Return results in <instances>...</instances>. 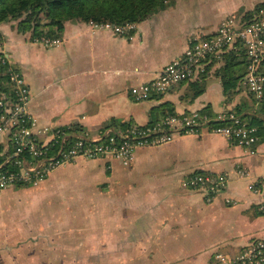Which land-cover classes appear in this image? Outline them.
Wrapping results in <instances>:
<instances>
[{"label": "crops", "instance_id": "1", "mask_svg": "<svg viewBox=\"0 0 264 264\" xmlns=\"http://www.w3.org/2000/svg\"><path fill=\"white\" fill-rule=\"evenodd\" d=\"M261 1L224 0L218 14L241 7L243 13ZM188 12L177 4L167 7L128 34L66 20L62 41L51 47L8 22L0 23V33L28 84L29 110L39 126L68 125L74 133L95 137L112 119L142 124L169 108L208 105L218 111L227 94L229 107L247 121L260 118L264 127V95L255 96L243 81L224 91L213 72L197 94L184 82L150 99L131 95V84L150 80L183 54L193 33L208 31L197 13ZM132 156L127 163L109 155L77 157L25 191L14 185L0 190V218L13 225V239H25L16 245L0 232V264H212L216 252L231 256L264 237V213L257 208L264 186L247 187L252 179L264 182V136L245 147L212 131L178 132L170 141L137 147ZM240 168L246 175L238 174ZM194 170L225 172L229 180L208 201L202 191L183 184ZM63 196L67 202L57 208L55 198ZM34 197L39 209L25 211L26 200ZM87 246L93 247L90 255Z\"/></svg>", "mask_w": 264, "mask_h": 264}, {"label": "built area", "instance_id": "2", "mask_svg": "<svg viewBox=\"0 0 264 264\" xmlns=\"http://www.w3.org/2000/svg\"><path fill=\"white\" fill-rule=\"evenodd\" d=\"M89 23L93 28H108L115 34H128L136 26L131 21ZM2 39L0 34V189L15 183H37L55 166L72 162L77 157L110 154L127 163L135 148L170 141L178 132L212 131L245 147L255 145L260 138L257 125L244 121L229 107L227 98L214 115L195 109L166 113L143 126H106L95 137L74 133L68 125L39 126L29 110L31 93L28 84L10 58ZM32 40L51 47L58 45L62 38L42 33L33 36ZM235 41L241 43L247 60L243 81L255 96L261 97L264 94V74L259 65L264 54V7L247 15L242 13L238 18L228 17L214 31L193 35L181 56L166 63L150 80L129 86V91L138 100L147 98L152 91H169L181 80L203 74L211 61L218 66L221 53ZM216 120L225 122L214 125ZM238 173L246 175L242 168ZM228 180L225 172L194 170L185 177L184 185L202 191L209 201L226 187ZM263 186L261 178L250 180L247 185L252 191H261ZM226 201L236 202L232 198H226ZM257 208L264 212V196L258 201ZM215 262L264 264V237L251 240L234 256L216 253Z\"/></svg>", "mask_w": 264, "mask_h": 264}, {"label": "trees", "instance_id": "3", "mask_svg": "<svg viewBox=\"0 0 264 264\" xmlns=\"http://www.w3.org/2000/svg\"><path fill=\"white\" fill-rule=\"evenodd\" d=\"M172 2L173 0H0V22L17 19L16 28L20 32L30 30L32 36H37L42 33L51 36H59L66 20H81L86 22L110 21L112 23H123L126 21L140 22L164 10L170 6ZM259 7H264V1L257 2L253 9H247L243 14H250L251 11ZM42 16L45 18L44 21L41 20ZM220 61V64L214 68L213 74L222 79L224 91L237 88L244 79L247 63L241 43L235 41L230 47L225 49L221 53ZM211 63L212 61L206 66L203 74L181 80L179 83H189L194 88L193 94L199 93L207 83L206 78ZM262 63L264 64V54L260 65ZM261 72L264 74V68ZM165 92H168V90L152 91L145 99L156 97ZM195 110L206 112L209 115H214L217 112L211 111L208 105L203 108H196ZM234 110L247 123L257 125L260 138L264 136V127L260 118L253 117V119L247 121L243 118V115L240 114V110ZM186 111L190 110L173 111L172 108H169L163 115L166 113H180ZM156 119L138 125H147L154 122ZM224 122V120H216L213 124L220 125ZM125 124L126 122L112 119L111 124L108 123L105 124V126L116 125L123 127Z\"/></svg>", "mask_w": 264, "mask_h": 264}, {"label": "rangeland", "instance_id": "4", "mask_svg": "<svg viewBox=\"0 0 264 264\" xmlns=\"http://www.w3.org/2000/svg\"><path fill=\"white\" fill-rule=\"evenodd\" d=\"M224 0H173V2H172V4L170 5L171 7L172 6H175L176 4L178 5V7L181 9V8H189V12H188V15L191 17V15H197L198 14V16H199V19H200V21H201V25H200V27L202 28V29H208V31H214L216 28H218V26L222 23V21L224 20V19H226V18H228V17H233V18H238V16H240V14L242 13L240 10H242L241 8H243V7H241L240 9H238V10H236V11H233V12H230V13H226V14H218V12H219V10H220V7L222 8L223 6H222V2H223ZM170 6H168V7H170ZM254 8V5H252V6H250V7H247V9H253ZM197 13V14H196ZM240 13V14H239ZM41 20L42 21H44L45 20V18H44V16H42L41 17ZM143 21V20H142ZM199 21V22H200ZM2 22H8L9 24H13V25H15V27H16V24H17V19H11V20H9V21H2ZM2 22H0L1 24H3ZM141 22V21H140ZM187 22H188V24H191L192 22H193V19H191V18H188L187 19ZM136 23V27H137V24L139 23V22H135ZM136 27L134 28V32H135V30H136ZM133 32V33H134ZM203 32H207V31H201V33H203ZM198 33H200V31L198 32ZM1 34V33H0ZM194 35H196L197 33L195 32V33H193ZM33 36L31 35V38H32ZM192 37V36H191ZM191 37L189 38V40H188V43H187V47H188V45L190 44V42H191ZM2 42H3V44H4V46H5V48H6V50L9 52V50H8V48H7V45H6V43H5V39H4V37H3V35H2ZM186 47V48H187ZM185 48V49H186ZM9 56H10V58L12 59V61L14 62V60H13V58H12V56H11V54H10V52H9ZM217 64H216V62L215 61H212V63H211V66H210V70H209V73L210 72H213V70H214V68H215V66H216ZM163 67V66H162ZM161 67V68H162ZM160 68V69H161ZM159 69V70H160ZM158 72V71H157ZM157 72H156V74H157ZM156 74H155V76H156ZM25 78V77H24ZM153 78V77H152ZM26 81V80H25ZM27 83V82H26ZM138 84H140V83H138ZM131 85H137V84H131ZM130 85V86H131ZM31 93V92H30ZM223 105H224V103H223ZM223 105H222V107H223ZM228 105H229V101H228ZM221 107V108H222ZM220 108V109H221ZM164 143V142H163ZM160 144V143H159ZM136 149V148H135ZM135 151V150H134ZM134 153V152H133ZM106 155H109V156H111L110 154H106ZM101 156V155H100ZM133 157V156H132ZM131 157V158H132ZM122 160V159H121ZM61 165V164H60ZM58 166V165H57ZM56 167V166H55ZM54 167V168H55ZM61 168H63V166H59L54 172H57V171H59ZM53 169V168H52ZM52 169L48 172V174L52 171ZM71 172H68V174H70ZM239 174V173H238ZM185 179V178H184ZM184 179H183V184H184ZM252 180H254V179H252ZM250 182V181H249ZM249 182H248V184H249ZM30 184H32V183H22V184H18V183H15L14 184V186H20L21 187V190H23V191H25L26 189H29V187H27L28 185H30ZM247 184V185H248ZM8 187V186H7ZM6 188V187H5ZM5 188H2V189H5ZM2 189H0V190H2ZM63 192H65V191H63ZM65 196H68L67 194H65ZM1 197H2V195H0V199H1ZM7 203H8V205L9 206H11L12 208H15V205L13 204V202H15V201H13V200H11L9 197H7ZM13 201V202H12ZM26 204H25V211H28V210H33V211H35L36 209H39V206H40V201H39V199L37 198V197H34L33 199L32 198H29V199H27L26 200ZM66 202H67V199L66 198H64V196L63 197H56L55 198V203H56V205H57V208L58 207H61V208H64L63 206L66 204ZM39 204V205H38ZM24 205V204H23ZM38 206V207H37ZM0 210H2L1 209V206H0ZM15 212V209H13V213ZM12 213V214H13ZM8 217H10V215L8 214ZM3 219H1L0 218V232H3L4 233V238H7V237H9L10 239V241H13V243H15L16 242V240H17V243H21V242H24L25 241V239H23L21 236H19V239H13V237H12V235H14V228H13V225L10 223V222H5V219H6V217L5 216H3L2 217ZM0 237H1V235H0ZM3 237V236H2ZM29 242V241H28ZM17 243H15L16 245H17ZM88 248H87V251H88V254L90 255V253H92L91 252V250H92V248L93 247H91V246H87ZM72 252L74 253V255L76 254V253H78L79 252V248L76 250V249H74V250H72ZM239 252V251H238ZM237 252V253H238ZM216 253H223V252H221V251H219V252H216ZM215 253V254H216ZM237 253H235V254H237ZM224 254V253H223ZM235 254H233V255H231V256H234ZM90 259H93L92 257H90ZM72 264H79L78 262H72ZM83 264H96V262L94 261V260H89V261H86V263H83ZM212 264H218V263H216L215 261H213V263Z\"/></svg>", "mask_w": 264, "mask_h": 264}]
</instances>
